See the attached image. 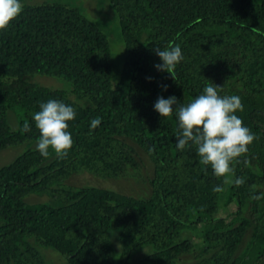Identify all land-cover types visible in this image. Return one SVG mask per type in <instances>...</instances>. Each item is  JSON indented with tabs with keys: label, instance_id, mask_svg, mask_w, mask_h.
Instances as JSON below:
<instances>
[{
	"label": "trees",
	"instance_id": "obj_1",
	"mask_svg": "<svg viewBox=\"0 0 264 264\" xmlns=\"http://www.w3.org/2000/svg\"><path fill=\"white\" fill-rule=\"evenodd\" d=\"M24 1L0 31V157L18 151L0 159V264H264V0H102L124 46L118 78L110 26ZM169 42L184 56L174 79L155 68ZM212 83L241 98L236 115L258 137L227 178L195 145L178 150L175 112L154 110ZM50 99L76 111L63 159L36 148L32 117Z\"/></svg>",
	"mask_w": 264,
	"mask_h": 264
},
{
	"label": "clouds",
	"instance_id": "obj_2",
	"mask_svg": "<svg viewBox=\"0 0 264 264\" xmlns=\"http://www.w3.org/2000/svg\"><path fill=\"white\" fill-rule=\"evenodd\" d=\"M23 8L21 0H0V31L9 27L22 13ZM155 53L162 61L156 64L155 68L169 73L174 79L172 74L184 59L181 47L169 42L163 50L156 47ZM161 87L167 90V85ZM220 88L221 86L214 83L206 85L202 93L187 104L178 105L174 95L168 98L159 96L154 104V110L163 118L171 117L175 112L179 128L176 134L178 150L182 151L190 145H195L200 164L210 166L215 176L227 178L229 174L235 172L233 162H238V158L248 152V146L258 137L236 115L238 111H243L241 98L236 95L221 96L218 92ZM75 117V109L61 100L50 99L39 104V111L34 113L32 119L40 133L36 148L43 157L49 156V148L61 159L67 156L73 146L72 135L68 130L69 122ZM100 123L101 118L92 119L89 134ZM22 130H30L27 122L24 123ZM224 182L241 186L245 180L244 178H236L234 181L225 179ZM222 190L220 186L213 188L215 192ZM251 198L260 199L259 196Z\"/></svg>",
	"mask_w": 264,
	"mask_h": 264
},
{
	"label": "rangeland",
	"instance_id": "obj_3",
	"mask_svg": "<svg viewBox=\"0 0 264 264\" xmlns=\"http://www.w3.org/2000/svg\"><path fill=\"white\" fill-rule=\"evenodd\" d=\"M45 2H61L76 6L80 8L84 14L92 21L100 22L103 25L110 26L107 29V33L111 42V50L113 57V68L115 78L119 77V71L123 63L124 46L122 42L118 39L116 33L115 22L112 17L108 14V8L103 5L102 0H25L24 3L28 5H40ZM34 82L39 83L47 87L54 89H64L66 88V83L55 78L46 76H34L30 77ZM18 151L12 150L4 153L0 157L3 162H8L12 156L16 155ZM54 257V256H52ZM58 262V261H57Z\"/></svg>",
	"mask_w": 264,
	"mask_h": 264
}]
</instances>
